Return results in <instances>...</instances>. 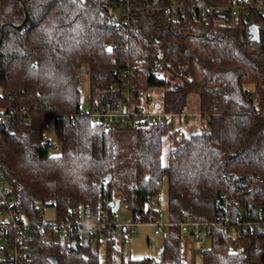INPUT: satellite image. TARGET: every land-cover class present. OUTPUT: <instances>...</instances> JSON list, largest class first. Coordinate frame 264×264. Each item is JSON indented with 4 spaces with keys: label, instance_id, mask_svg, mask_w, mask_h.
Masks as SVG:
<instances>
[{
    "label": "trees",
    "instance_id": "trees-1",
    "mask_svg": "<svg viewBox=\"0 0 264 264\" xmlns=\"http://www.w3.org/2000/svg\"><path fill=\"white\" fill-rule=\"evenodd\" d=\"M111 1L122 0L102 3ZM129 2L118 28L92 0H0V111L31 117L0 124L9 208L36 224L19 228L22 264H101L102 241L104 264H194L183 258V218L212 223L209 244L193 250L201 264H264V0H253L260 12L233 22L230 0ZM249 23L258 40L248 38ZM125 67L142 91L161 89V110L197 113L201 130L184 136L173 127L178 119L127 127L77 114L85 95L97 104ZM164 180L172 224L159 233L158 257L125 258L124 236L53 233L54 223L81 213L114 218L115 201L130 221H155ZM46 207L54 219L44 218ZM225 214L226 232L218 223ZM237 221L257 224L243 230Z\"/></svg>",
    "mask_w": 264,
    "mask_h": 264
},
{
    "label": "built area",
    "instance_id": "built-area-1",
    "mask_svg": "<svg viewBox=\"0 0 264 264\" xmlns=\"http://www.w3.org/2000/svg\"><path fill=\"white\" fill-rule=\"evenodd\" d=\"M94 4L109 11V22L111 25H117L118 28L122 27L128 21V13L131 9L129 0H122L120 4L111 1L108 5H104L102 0H92ZM229 17L233 22L240 13L249 14L254 9L258 12L261 11L263 6L254 5L253 0H230ZM157 0H154V3ZM179 6L181 4L179 3ZM177 4L173 6L176 8ZM245 10V11H242ZM242 40L243 37L240 36ZM162 67L159 66V69ZM134 71L131 68H121L120 72L112 79V85L105 88L100 95V100L96 104L92 101L89 95H85L81 103L77 105V114L86 116L91 123L105 124L109 126H127V127H139L148 126L160 123L164 120H180L182 123H187L190 116H197V113L187 112H167L160 108L149 109L147 105L143 103L144 91L132 81ZM139 97V101H138ZM149 101V99H148ZM22 116L26 121H30L31 117L24 109L19 113L16 112H3L0 111V124L9 125L17 116ZM8 189L6 181L0 178V234L1 249L0 252L5 258L7 264H22V256L20 253L21 238L23 237V231L19 230L23 227L25 231H30L36 224H33L26 219L22 214L17 216L13 215L9 205L12 203L7 198ZM228 203H233V200H225L223 203V211L227 210ZM222 211V210H220ZM219 211V212H220ZM222 217V216H221ZM218 221L220 227L224 232L228 231L231 227L228 225L230 216L225 214ZM237 224L243 226L242 229L246 230L251 228L257 223H263L264 221H258L257 223L251 221H237ZM172 224L163 219V213H158V218L155 221H129L125 224H120L116 219L110 217L107 213L101 212L95 220H90L88 215L79 214L72 220L65 222H56L53 225V233L63 234L66 231H74L79 235L98 234L103 238L104 233L129 237L132 233L137 232L136 227L152 226L154 228L153 233L159 234L162 232L163 227ZM181 233L192 237L193 248L200 249L205 246L206 240H209L205 234V230H208L212 223L191 221L187 218H183L177 223ZM48 224L42 223V228L47 227ZM12 231V233L10 232ZM239 233V229L235 230V234ZM51 241V239H49ZM243 246L237 244L235 251L241 253Z\"/></svg>",
    "mask_w": 264,
    "mask_h": 264
},
{
    "label": "rangeland",
    "instance_id": "rangeland-1",
    "mask_svg": "<svg viewBox=\"0 0 264 264\" xmlns=\"http://www.w3.org/2000/svg\"><path fill=\"white\" fill-rule=\"evenodd\" d=\"M85 90L87 91V82L85 83ZM84 91V92H86ZM149 99V101H148ZM161 100V89L160 88H149L144 92L143 103L147 105L149 109L154 108V104ZM191 114V113H190ZM173 127L178 129L181 134L184 136H189L192 133L198 132L201 130V122L199 118L195 116H190L187 123H178L174 122ZM45 135L48 138H53L54 132L52 123L49 122L48 128L45 132ZM166 145V144H165ZM168 146H164L162 151V159L165 160V155L167 152ZM159 208L163 213V219L167 217V184L164 180L160 195H159ZM43 216L46 219H54V211L50 207L43 209ZM114 218L120 224H125L130 221V214L128 210L120 205L119 208L114 212ZM137 232L132 233L127 237L126 242L121 245V251L124 254V257L132 258H143V257H158L159 248L163 242V237L161 234H154V228L152 226H141L136 227ZM148 237V240L146 239ZM209 244V240H206L205 246ZM181 247L183 251V258L188 263L201 264L200 256L198 253H195L193 250V240L192 237L181 233ZM98 253L100 258V263L104 264L105 259V242L102 241L98 247Z\"/></svg>",
    "mask_w": 264,
    "mask_h": 264
},
{
    "label": "water",
    "instance_id": "water-1",
    "mask_svg": "<svg viewBox=\"0 0 264 264\" xmlns=\"http://www.w3.org/2000/svg\"><path fill=\"white\" fill-rule=\"evenodd\" d=\"M248 38H251L253 40H258L259 38V30H258V27L253 24V23H249L248 24ZM159 104L156 103L155 104V107L158 108ZM112 204V203H110ZM119 206V202L118 201H115L113 203V212L116 211V209L118 208Z\"/></svg>",
    "mask_w": 264,
    "mask_h": 264
},
{
    "label": "crops",
    "instance_id": "crops-1",
    "mask_svg": "<svg viewBox=\"0 0 264 264\" xmlns=\"http://www.w3.org/2000/svg\"><path fill=\"white\" fill-rule=\"evenodd\" d=\"M147 238V237H146Z\"/></svg>",
    "mask_w": 264,
    "mask_h": 264
}]
</instances>
